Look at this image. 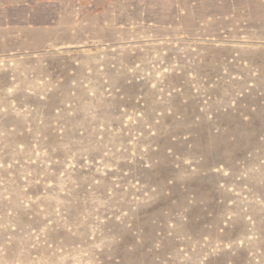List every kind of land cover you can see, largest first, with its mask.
Listing matches in <instances>:
<instances>
[{"label": "rangeland", "instance_id": "rangeland-1", "mask_svg": "<svg viewBox=\"0 0 264 264\" xmlns=\"http://www.w3.org/2000/svg\"><path fill=\"white\" fill-rule=\"evenodd\" d=\"M0 264H264V0H0Z\"/></svg>", "mask_w": 264, "mask_h": 264}]
</instances>
